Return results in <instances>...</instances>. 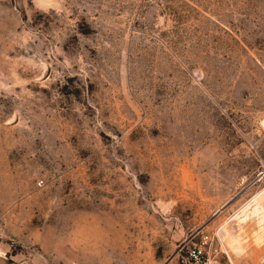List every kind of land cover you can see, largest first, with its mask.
Segmentation results:
<instances>
[{
    "label": "rangeland",
    "instance_id": "374dc122",
    "mask_svg": "<svg viewBox=\"0 0 264 264\" xmlns=\"http://www.w3.org/2000/svg\"><path fill=\"white\" fill-rule=\"evenodd\" d=\"M263 125L264 0H0V264H264Z\"/></svg>",
    "mask_w": 264,
    "mask_h": 264
},
{
    "label": "built area",
    "instance_id": "2783aa9c",
    "mask_svg": "<svg viewBox=\"0 0 264 264\" xmlns=\"http://www.w3.org/2000/svg\"><path fill=\"white\" fill-rule=\"evenodd\" d=\"M257 176L260 179L264 177V165ZM210 239L211 237L208 233H201L198 242L186 251L184 263L182 264H217L211 258L210 248L208 247Z\"/></svg>",
    "mask_w": 264,
    "mask_h": 264
},
{
    "label": "bare ground",
    "instance_id": "6f19581e",
    "mask_svg": "<svg viewBox=\"0 0 264 264\" xmlns=\"http://www.w3.org/2000/svg\"><path fill=\"white\" fill-rule=\"evenodd\" d=\"M264 126V125H263ZM258 208L260 209H264V198L262 197H258L257 200H256V207L255 209L258 210ZM260 209V210H261ZM259 211V210H258ZM221 235L223 237H227V243L230 244V241L231 240V236L229 235V231H227L226 229H223V231H221ZM233 241V240H232ZM232 243V242H231Z\"/></svg>",
    "mask_w": 264,
    "mask_h": 264
},
{
    "label": "water",
    "instance_id": "95a60500",
    "mask_svg": "<svg viewBox=\"0 0 264 264\" xmlns=\"http://www.w3.org/2000/svg\"><path fill=\"white\" fill-rule=\"evenodd\" d=\"M244 190H241L239 193H237L236 197L239 196Z\"/></svg>",
    "mask_w": 264,
    "mask_h": 264
},
{
    "label": "crops",
    "instance_id": "0c3cea01",
    "mask_svg": "<svg viewBox=\"0 0 264 264\" xmlns=\"http://www.w3.org/2000/svg\"><path fill=\"white\" fill-rule=\"evenodd\" d=\"M167 264H170V263H167Z\"/></svg>",
    "mask_w": 264,
    "mask_h": 264
}]
</instances>
